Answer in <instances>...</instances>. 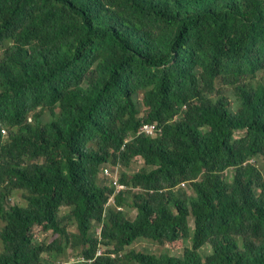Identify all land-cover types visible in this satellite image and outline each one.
I'll use <instances>...</instances> for the list:
<instances>
[{"label":"trees","instance_id":"obj_1","mask_svg":"<svg viewBox=\"0 0 264 264\" xmlns=\"http://www.w3.org/2000/svg\"><path fill=\"white\" fill-rule=\"evenodd\" d=\"M0 243L264 264V0H0Z\"/></svg>","mask_w":264,"mask_h":264},{"label":"rangeland","instance_id":"obj_2","mask_svg":"<svg viewBox=\"0 0 264 264\" xmlns=\"http://www.w3.org/2000/svg\"><path fill=\"white\" fill-rule=\"evenodd\" d=\"M11 202L12 203H15V202H17V199L13 198V199H11ZM65 212H68V210H63V213H65ZM136 215H137V212L136 211H133V212H131L130 218L133 220V219H135ZM69 229L71 231H76V227L73 226V225H71L69 227ZM43 238L45 240H47V241H52L53 240V236L51 234H45L43 236ZM1 246L2 245L0 243V249H1ZM135 248L137 250H140V251H146L148 253H155L157 255L160 254V253H162L164 251V249L160 245H158L156 243L155 244L154 243H149V242H146V241H139V242H137L136 245H135ZM179 251L180 250H176V251H173L172 253L179 255V254H181V253H179ZM76 259L77 258L75 256H70V258H69L68 261H75ZM57 264H59V262Z\"/></svg>","mask_w":264,"mask_h":264},{"label":"built area","instance_id":"obj_3","mask_svg":"<svg viewBox=\"0 0 264 264\" xmlns=\"http://www.w3.org/2000/svg\"><path fill=\"white\" fill-rule=\"evenodd\" d=\"M156 131H157V125L156 124H146L141 128L139 134L153 135ZM104 175H106V176L110 175V170L106 168L104 171ZM113 186L115 187V194H120L122 191L126 190V186L119 183L117 178L113 179ZM111 200L113 201V198ZM101 255H102V251L99 250L97 252V254L95 255V258H97ZM95 258H93V259L92 258L91 259L81 258L80 260L82 262H85L86 264H93L95 261ZM64 264H70V263H64Z\"/></svg>","mask_w":264,"mask_h":264},{"label":"clouds","instance_id":"obj_4","mask_svg":"<svg viewBox=\"0 0 264 264\" xmlns=\"http://www.w3.org/2000/svg\"><path fill=\"white\" fill-rule=\"evenodd\" d=\"M103 175H104V173H103ZM124 185V184H123ZM183 186L185 187V184H183ZM118 194H115L114 193V195H112L111 197H110V199H109V202H108V205H115V197L117 196ZM113 198V201L111 200ZM118 209L119 210H121L122 209V207H118ZM97 254V253H96ZM95 258V257H94ZM81 259V258H80ZM91 259V258H90ZM93 259V258H92ZM96 259V258H95ZM75 262V261H74ZM73 261H69V262H63V263H60V264H64V263H70V264H72V263H74Z\"/></svg>","mask_w":264,"mask_h":264}]
</instances>
